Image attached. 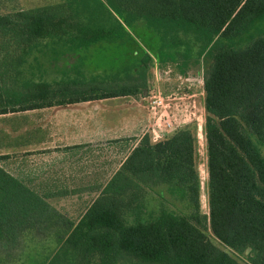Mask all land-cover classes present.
Segmentation results:
<instances>
[{"label":"trees","instance_id":"trees-1","mask_svg":"<svg viewBox=\"0 0 264 264\" xmlns=\"http://www.w3.org/2000/svg\"><path fill=\"white\" fill-rule=\"evenodd\" d=\"M71 1L0 13V54L45 53L43 106L149 96L155 61L201 72L209 212L195 120L132 151L74 221L0 166V264H264V0H107L114 19L102 26L79 23ZM50 43L65 47L56 59ZM162 183L183 208L157 192L148 211Z\"/></svg>","mask_w":264,"mask_h":264},{"label":"crops","instance_id":"crops-1","mask_svg":"<svg viewBox=\"0 0 264 264\" xmlns=\"http://www.w3.org/2000/svg\"><path fill=\"white\" fill-rule=\"evenodd\" d=\"M32 1L39 3L32 7L0 9V12L30 9L65 0ZM12 2L0 0L4 6ZM128 45L118 41L113 47L122 49ZM39 58L0 54V166L19 179L28 191L55 195L52 202L59 211L66 207L60 204L61 201L73 200L75 196L86 201L88 194L101 191L132 151L135 152L138 147L145 151L147 145L166 140L172 130L191 121L186 119L171 129L157 127L147 108L150 92L147 90L139 96L121 95L40 105L42 93L39 92V84L43 85L44 81L45 59ZM181 63L165 62L160 65ZM155 66L156 79L151 82L150 89L167 95L158 87L164 80L161 75L157 76L159 64L156 61ZM164 69L167 74L168 68ZM199 93L204 103V90ZM199 93L190 92V105ZM178 98L184 99V96L179 95ZM109 101L112 103L105 104ZM181 101L171 102L170 112L175 108L181 113ZM160 186L165 187V183ZM152 189L149 187L147 193L148 211L153 210L150 200L154 192ZM81 210L83 207L77 208L74 216L69 212L71 216L62 213L65 218L74 221Z\"/></svg>","mask_w":264,"mask_h":264},{"label":"rangeland","instance_id":"rangeland-1","mask_svg":"<svg viewBox=\"0 0 264 264\" xmlns=\"http://www.w3.org/2000/svg\"><path fill=\"white\" fill-rule=\"evenodd\" d=\"M36 1H32V0H25V1H16L13 0V2L11 3V5H7L4 6L2 4H0V9L2 11H6L9 7L10 8H21V7H32L34 5H37ZM69 4L71 5V10H68L67 13H70L74 16V18L81 24H86L90 21L94 24V25H109L108 21H113V17L108 13L109 10H111L110 4L107 0H72L71 2H69ZM70 11V12H69ZM112 12H114L113 10H111ZM0 13H4V12H0ZM64 46H55L53 43L49 44V49H51L52 51V58L56 59L59 54L58 52H60V49H64ZM50 54V50L47 52V56H49ZM41 59L42 57L46 58V61L48 60V58L45 56V53H42L39 55ZM52 59V60H53ZM99 60V59H97ZM100 60H101V56H100ZM157 66V65H156ZM154 67V73H153V78L152 81L154 79H156V74H155V68ZM168 68V73L166 74V71L164 68ZM171 67V68H170ZM58 73V71L55 72V74ZM162 76V79L164 80L163 82L160 83V85L158 86L159 89L163 92H165L167 95H164V93H162L164 96H170L172 97L174 100H171V102L176 103L179 100H183L181 101V104L183 105V108L181 109V113L177 111V109H173L172 112H170V108H168V112L167 114L170 116L169 118L171 119V126H168L167 123L162 119L159 118L157 115H154L148 108V110L150 111V114L152 116V120L154 122V124L159 127V128H164V129H171L174 127V125L176 123L182 122L186 119L194 121L197 123V135H198V149H197V158H198V168H199V174H200V186H201V190H200V202H201V209L203 212L208 213L209 212V203H208V170H207V152H206V142H205V136H204V122H205V108H204V103H203V99H202V94L199 93L200 91H202L203 89V77L201 72H195L193 71H188L187 69L180 66V65H171V66H158V70H157V76ZM160 76V77H161ZM166 77V78H165ZM164 84V85H163ZM157 87V88H158ZM152 88V87H151ZM155 88V86H154ZM193 88V89H192ZM173 89V90H172ZM155 90V89H154ZM158 92V91H156ZM190 92H197L199 94L195 95L196 100L194 99L192 104H189V100L192 101L191 98L188 97V95L190 94ZM179 95H183L184 99H179L178 96ZM149 97V96H148ZM185 101V103H184ZM196 101V103H194ZM112 103V101L106 102L105 104H110ZM179 104V103H178ZM195 104V106H194ZM187 105V107L185 106ZM175 106V105H172ZM193 111V113L191 114V112ZM190 121V122H191ZM185 125V124H183ZM180 125V126H183ZM179 126V127H180ZM174 130H172L173 132ZM154 190H156V193L153 192L150 195V200H151V204L153 206V210L155 211L156 209L159 208V199H158V195L157 192L161 193L163 195V197H165L168 201H170L172 204V207H184V203L180 202L176 196L172 195L169 190H167V188L165 187H154ZM81 194H78V196H80ZM87 198V195H85V198ZM83 201V199H80L79 197L77 198L76 196L74 197V199H69V200H65V201H61L60 204H65V208L61 210V212L66 213L68 215V212L70 214H72V216H74L73 212H75L77 210V208L80 206V203ZM171 207V205H169ZM71 216V215H68ZM54 233V232H53ZM50 234L49 236H46L45 233L43 235H39L36 237L41 238L42 240H40V245H42V249L45 248V244L46 243V247L50 246L49 249L46 248L49 251L54 250V245L52 244L53 241L52 239H54V235ZM42 234V233H41ZM34 244V243H32ZM36 251H39V249L36 248V245L34 247V249L32 248H26L24 250L26 255H32L35 256L36 255ZM30 253V254H29ZM119 264H153V263H148V262H144L141 261L139 259H127L123 258L119 261Z\"/></svg>","mask_w":264,"mask_h":264},{"label":"built area","instance_id":"built-area-1","mask_svg":"<svg viewBox=\"0 0 264 264\" xmlns=\"http://www.w3.org/2000/svg\"><path fill=\"white\" fill-rule=\"evenodd\" d=\"M171 100H173L170 96H164L161 92H152L149 95L147 100V106L149 110L157 115L159 118H162L168 126H171L170 116L167 114L168 108L171 106Z\"/></svg>","mask_w":264,"mask_h":264},{"label":"water","instance_id":"water-1","mask_svg":"<svg viewBox=\"0 0 264 264\" xmlns=\"http://www.w3.org/2000/svg\"><path fill=\"white\" fill-rule=\"evenodd\" d=\"M250 252V248H247L246 250V254H248Z\"/></svg>","mask_w":264,"mask_h":264}]
</instances>
